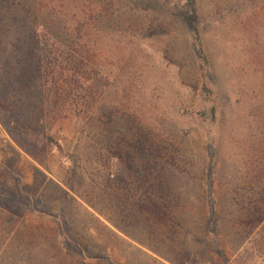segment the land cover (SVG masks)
<instances>
[{"label": "rangeland", "instance_id": "rangeland-1", "mask_svg": "<svg viewBox=\"0 0 264 264\" xmlns=\"http://www.w3.org/2000/svg\"><path fill=\"white\" fill-rule=\"evenodd\" d=\"M263 81L264 0L0 10V264H264Z\"/></svg>", "mask_w": 264, "mask_h": 264}, {"label": "trees", "instance_id": "trees-1", "mask_svg": "<svg viewBox=\"0 0 264 264\" xmlns=\"http://www.w3.org/2000/svg\"><path fill=\"white\" fill-rule=\"evenodd\" d=\"M26 1L27 0H0V10L5 11L6 13H8V12H12V13L16 12L17 13L18 11H20V7H22ZM34 1L37 2V4H38L39 0H34ZM30 5L31 4L29 3V6ZM26 6H28V5H26ZM27 22L29 23L28 28L30 29V34L32 36L31 40L33 42V46L36 47V44L38 42V37H41L42 40H44L43 39L45 37V33L43 32L44 28L43 27L41 28L35 19L33 21H31L30 18H27ZM192 24L195 26V19L194 18H192ZM30 51L36 53L34 48H31ZM263 83H264V81H263ZM15 126L19 130H21L23 133L30 136L32 142L34 144L40 146V147H43L45 145L46 138L47 139L51 138L49 135H47L44 132V130L41 127L38 126V124H36L34 122L24 121V120L20 119L19 121H17ZM259 180H260V182H258V184L261 187L259 188V191L257 192V195H258L257 200H259L258 207L260 208L258 210L260 212H264V178L261 177ZM256 218H259V221H261V220H263L264 216L259 215Z\"/></svg>", "mask_w": 264, "mask_h": 264}]
</instances>
